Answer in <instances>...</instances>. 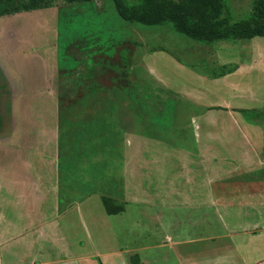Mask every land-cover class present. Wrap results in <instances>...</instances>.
Listing matches in <instances>:
<instances>
[{
    "label": "rangeland",
    "instance_id": "obj_1",
    "mask_svg": "<svg viewBox=\"0 0 264 264\" xmlns=\"http://www.w3.org/2000/svg\"><path fill=\"white\" fill-rule=\"evenodd\" d=\"M30 1L0 0V264H264V37ZM225 1L264 24V0Z\"/></svg>",
    "mask_w": 264,
    "mask_h": 264
},
{
    "label": "trees",
    "instance_id": "obj_2",
    "mask_svg": "<svg viewBox=\"0 0 264 264\" xmlns=\"http://www.w3.org/2000/svg\"><path fill=\"white\" fill-rule=\"evenodd\" d=\"M68 1L88 2L91 0ZM113 1L120 16L127 21L143 24H160L171 21L178 31L197 40L247 39L264 36V24L261 22L245 26L237 23L231 24L230 10L225 0H186L185 2L142 0L140 4H132L126 0ZM39 6L38 0H31L22 8L16 7L15 9L33 10ZM5 11L0 5V14ZM226 67L224 66L223 69L227 70Z\"/></svg>",
    "mask_w": 264,
    "mask_h": 264
},
{
    "label": "crops",
    "instance_id": "obj_3",
    "mask_svg": "<svg viewBox=\"0 0 264 264\" xmlns=\"http://www.w3.org/2000/svg\"><path fill=\"white\" fill-rule=\"evenodd\" d=\"M264 37V36H263ZM259 42V41H258ZM262 52H263V54H264V49L262 50ZM240 67V66H239ZM241 70V68L239 69H236V71H232V72H230V73H228V74H225V75H223V77H228V78H224V79H228L227 80V82H225L226 84H227V86L229 87V91H228V94H230L229 92H234V90L236 91V92H238L240 89L241 90H243V91H245V90H247V89H245V88H240V84H239V82L236 80V79H234V77L235 76H237L238 74H239V71ZM226 75H228V76H226ZM221 77V76H220ZM214 78H216L215 80H219L220 78L218 77H214ZM208 79V78H207ZM221 81V80H220ZM214 83H216V82H214ZM215 85H217V84H215ZM210 86V85H209ZM213 87H214V85H213ZM55 90H56V88H52V92H55ZM248 91V90H247ZM201 92H205L206 93V91H204V89H202L200 92H197L196 91V93H195V95H197L196 96V98H195V100H194V103L195 104H197V105H199V106H201V105H203V106H207V108L208 107H210V106H212V104H206V103H203L202 102V97H201ZM208 92V91H207ZM235 92V93H236ZM246 92V91H245ZM255 93V92H254ZM228 94H226L227 95V97L225 96H223L222 97V100H224V101H230V99L232 100V103H235V101H236V103H238L239 105H240V103H241V98H239V99H232L231 97H232V95L231 96H229ZM206 95H209V94H207L206 93ZM215 95H212L211 97H214ZM198 97V98H197ZM252 99H254V100H251V101H255V99H256V101H257V98L256 97H253ZM262 102H264V101H262ZM261 104V103H260ZM219 105H222L221 107H224V108H229V109H231L233 106H231V105H227V104H223L222 102L219 104ZM254 106H256V105H250V104H248V107L249 108H253L254 109ZM256 108V107H255ZM232 110V109H231ZM200 113H202V112H200ZM200 116L201 115H203V113L202 114H199ZM223 119H220L219 121H223V120H227V121H229L230 120V122H234V121H232L231 119V117H226V118H224V117H222ZM15 133V132H14ZM230 134V133H229ZM229 134L227 135V134H224L223 135V138L224 139H226V140H228L229 141V139H231V137L229 136ZM14 137V135L13 136H11L10 138L12 139ZM4 149V148H3ZM240 160V159H239ZM2 168L3 167H0V183L1 182H4V183H8V185H7V188H9L10 190H13V189H16V188H14L15 187V185L13 184V180L11 179V175L10 176H8V180H4V179H2V177H1V172H3L2 171ZM10 169H12V170H9V173L10 172H15V173H21L22 171L21 170H17V169H19V168H10ZM31 169V171H32V168L31 167H29L28 168V170H30ZM21 188V187H20ZM15 194H18V192L17 193H15Z\"/></svg>",
    "mask_w": 264,
    "mask_h": 264
}]
</instances>
